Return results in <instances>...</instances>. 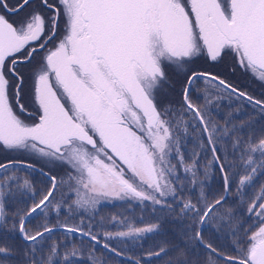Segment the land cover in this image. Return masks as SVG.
Segmentation results:
<instances>
[{"label":"snow or ice","instance_id":"1","mask_svg":"<svg viewBox=\"0 0 264 264\" xmlns=\"http://www.w3.org/2000/svg\"><path fill=\"white\" fill-rule=\"evenodd\" d=\"M201 60L264 87V0H0V150L19 157L0 162V264H108L98 250L121 256L113 241L165 235L166 221L149 259L264 264V92ZM225 93L252 108L246 121L212 118ZM114 201L144 226L106 222Z\"/></svg>","mask_w":264,"mask_h":264},{"label":"rangeland","instance_id":"2","mask_svg":"<svg viewBox=\"0 0 264 264\" xmlns=\"http://www.w3.org/2000/svg\"><path fill=\"white\" fill-rule=\"evenodd\" d=\"M196 67L199 70L202 71H207L212 74L218 75L221 78H224L227 82L231 83L233 86L236 88L246 91L252 95H254L257 98H260V94L264 92V87H261L260 84L254 83L249 77L243 75L240 71H236L235 73H232L229 67L226 66V64H212L208 63L205 64L202 60L198 62ZM179 87V85H177ZM197 89H203L205 87V84L203 82H197V84L194 86ZM176 99H179V97H175ZM203 103V101H201ZM219 110L217 111L215 108L212 110V118L214 120H220L223 115H225L229 111H233V115L236 117V122L238 123L241 120H247L249 116L252 115V108L250 106H247L246 103L242 104L240 101H237L235 97L232 98L230 101L227 98V94L225 93V98L221 99L219 101ZM240 108V112L237 114L234 110L236 108ZM257 120V124L255 127L257 130L259 129V124L262 122L260 118L257 116L255 117ZM193 147L192 143H189V149L191 150ZM198 150V149H197ZM18 154L16 153H6L4 151L0 150V162H4L6 160L10 159H17ZM47 170V169H46ZM18 175H26L25 172H20ZM34 180L35 187L36 189H40L43 187V184L40 183V180L42 177L38 173H33V176L30 177ZM261 183H264V176H259L256 179V190L259 189V186ZM220 185V177L219 174L216 173L214 176L211 177V179L208 181V189L215 190L219 187ZM206 189V190H208ZM30 195L28 194L23 197L25 201H27L26 205H21L22 207H30L31 206V199ZM59 195V194H57ZM39 196L37 195L36 199L39 200ZM193 200H195V196H193ZM123 202L120 201H114L112 203H104L101 205V210H100V216L104 217L106 222L108 218H110L113 215L117 214H123L124 216H127L129 220H134L137 222V226H144V224L139 223V219L142 215L140 208L139 207H133L132 209L126 210V206H121ZM99 218V217H98ZM50 222L52 224L56 223V216L55 213L50 214ZM61 221L64 220V217H60ZM143 219L144 223L148 222H155V218L150 215V212H144L143 213ZM44 222V218L37 214L32 218V222L28 224L27 226L29 228H32L33 225L35 224H40ZM172 223L166 221L163 224V231L165 235H158V234H150L146 235L143 239L138 240V241H128V242H121L120 240H115L112 242L113 246L117 248L118 251H122V255L127 257L136 259L139 258L141 259V264H167L168 260L174 255L171 251L169 252L168 256H162L160 258L152 257L149 259L147 257L148 252H155L158 251V247L160 244L166 239V238H171L173 236L172 233ZM109 230L115 232L118 230H123L120 229L119 227H111ZM54 238L56 239H62V235H55ZM0 242H2V234H0ZM11 243V239L7 241ZM173 242H176L173 240ZM75 246L79 249L80 248V243L79 240L75 242ZM183 246V245H181ZM203 254V253H202ZM96 255L98 257L107 259L108 264H132L129 261L122 260L113 254H110L108 252H105L103 249H100L96 252ZM14 264V261H13ZM76 264H88L87 259H79L76 261Z\"/></svg>","mask_w":264,"mask_h":264},{"label":"water","instance_id":"3","mask_svg":"<svg viewBox=\"0 0 264 264\" xmlns=\"http://www.w3.org/2000/svg\"><path fill=\"white\" fill-rule=\"evenodd\" d=\"M38 174H39V172H37ZM110 254H112V253H110ZM114 256H116L115 254H113ZM116 257H118V258H120V259H122V260H126V261H129V262H132V259H130V258H127V257H125V256H123V255H121V256H116Z\"/></svg>","mask_w":264,"mask_h":264},{"label":"trees","instance_id":"4","mask_svg":"<svg viewBox=\"0 0 264 264\" xmlns=\"http://www.w3.org/2000/svg\"><path fill=\"white\" fill-rule=\"evenodd\" d=\"M39 175H40V174H39ZM38 196H39V195H38ZM60 234L62 235V233H57V234H55V235H60ZM131 263H132V262H131Z\"/></svg>","mask_w":264,"mask_h":264},{"label":"flooded vegetation","instance_id":"5","mask_svg":"<svg viewBox=\"0 0 264 264\" xmlns=\"http://www.w3.org/2000/svg\"><path fill=\"white\" fill-rule=\"evenodd\" d=\"M209 63H211V62H209ZM1 151H3V150H1Z\"/></svg>","mask_w":264,"mask_h":264}]
</instances>
